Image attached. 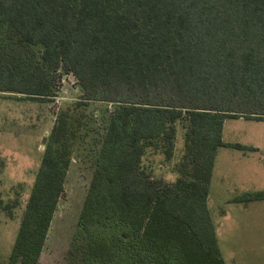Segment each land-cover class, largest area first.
Here are the masks:
<instances>
[{"label": "trees", "instance_id": "trees-1", "mask_svg": "<svg viewBox=\"0 0 264 264\" xmlns=\"http://www.w3.org/2000/svg\"><path fill=\"white\" fill-rule=\"evenodd\" d=\"M65 75L77 100L55 115L4 264H42L77 152L92 175L65 264H226L207 200L217 150L254 151L224 142V122L264 121V0H0V95L56 101ZM93 117L102 135L80 152ZM179 125L167 183L143 158L172 162Z\"/></svg>", "mask_w": 264, "mask_h": 264}, {"label": "rangeland", "instance_id": "rangeland-1", "mask_svg": "<svg viewBox=\"0 0 264 264\" xmlns=\"http://www.w3.org/2000/svg\"><path fill=\"white\" fill-rule=\"evenodd\" d=\"M67 82H71L72 86L67 87ZM74 82L71 75L63 76L58 86L62 93L56 101H32L0 95L1 264L6 263L10 255L55 115L58 109L77 100L78 90ZM104 110L110 112L111 107L105 103L89 106L91 112ZM104 124L101 117H93L80 152L83 148L88 150L101 137ZM183 134L179 125L172 162L164 163L162 155L151 152L143 158V167L154 178H161L167 183L176 178L172 168L183 151ZM44 138L46 141L43 144ZM222 138L226 143L255 149L252 152L231 148L217 150L213 168L216 178L207 205L218 246L226 264H264V200L246 205L231 202L232 198L244 193L264 191V121L243 117L227 119ZM76 154L41 253L42 264H65L73 238L77 235V220L90 184L92 168L90 161L79 152Z\"/></svg>", "mask_w": 264, "mask_h": 264}, {"label": "crops", "instance_id": "crops-1", "mask_svg": "<svg viewBox=\"0 0 264 264\" xmlns=\"http://www.w3.org/2000/svg\"><path fill=\"white\" fill-rule=\"evenodd\" d=\"M253 148V147H252ZM255 149V148H254ZM214 166H215V163H214ZM214 168V167H213ZM213 172H214V169H213ZM212 172V178H211V184H210V189H211V187H212V184H213V182H214V180H215V178H216V175L214 174ZM213 175H214V178H213ZM210 192V191H209ZM257 192V191H256ZM210 194V193H209ZM209 197V196H208ZM233 199V198H232ZM231 199V200H232ZM235 203V202H234ZM237 204H239V203H237ZM241 204V203H240Z\"/></svg>", "mask_w": 264, "mask_h": 264}, {"label": "water", "instance_id": "water-1", "mask_svg": "<svg viewBox=\"0 0 264 264\" xmlns=\"http://www.w3.org/2000/svg\"><path fill=\"white\" fill-rule=\"evenodd\" d=\"M45 141H46V140H45V138H44V139H43V141H42V143L44 144V143H45Z\"/></svg>", "mask_w": 264, "mask_h": 264}, {"label": "built area", "instance_id": "built-area-1", "mask_svg": "<svg viewBox=\"0 0 264 264\" xmlns=\"http://www.w3.org/2000/svg\"><path fill=\"white\" fill-rule=\"evenodd\" d=\"M60 98H57V100H59Z\"/></svg>", "mask_w": 264, "mask_h": 264}]
</instances>
